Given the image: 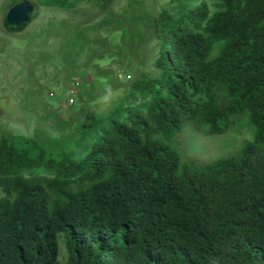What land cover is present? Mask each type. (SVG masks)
I'll use <instances>...</instances> for the list:
<instances>
[{"label":"trees","instance_id":"1","mask_svg":"<svg viewBox=\"0 0 264 264\" xmlns=\"http://www.w3.org/2000/svg\"><path fill=\"white\" fill-rule=\"evenodd\" d=\"M155 27L152 70L68 147L0 136V264H264V0H177ZM188 126L248 139L198 161Z\"/></svg>","mask_w":264,"mask_h":264},{"label":"rangeland","instance_id":"2","mask_svg":"<svg viewBox=\"0 0 264 264\" xmlns=\"http://www.w3.org/2000/svg\"><path fill=\"white\" fill-rule=\"evenodd\" d=\"M61 2L68 7H58ZM200 2L212 6L219 0ZM21 3L34 9L33 23L22 33L8 32L4 19ZM176 5L177 0H0V136L19 146L34 139L54 155L68 147L74 126L107 114L136 76L152 70L159 43L155 19ZM16 93L17 102L6 98ZM247 139L245 130L212 137L188 126L180 149L211 162Z\"/></svg>","mask_w":264,"mask_h":264},{"label":"water","instance_id":"3","mask_svg":"<svg viewBox=\"0 0 264 264\" xmlns=\"http://www.w3.org/2000/svg\"><path fill=\"white\" fill-rule=\"evenodd\" d=\"M34 14V9L27 3L14 6L7 14V23L10 26L19 27L27 24L30 17Z\"/></svg>","mask_w":264,"mask_h":264},{"label":"crops","instance_id":"4","mask_svg":"<svg viewBox=\"0 0 264 264\" xmlns=\"http://www.w3.org/2000/svg\"><path fill=\"white\" fill-rule=\"evenodd\" d=\"M6 98H9V100L14 103V102H17V100H19L20 96L18 95V93H16V94H9V95L6 96ZM52 110L53 111H61L59 107H57V108L50 107L49 111H52Z\"/></svg>","mask_w":264,"mask_h":264},{"label":"built area","instance_id":"5","mask_svg":"<svg viewBox=\"0 0 264 264\" xmlns=\"http://www.w3.org/2000/svg\"><path fill=\"white\" fill-rule=\"evenodd\" d=\"M74 83L77 84V82H75V80H74ZM72 88L70 89V93H69V103H71V104L74 102V98H75V96H74L75 87H74V89H72Z\"/></svg>","mask_w":264,"mask_h":264}]
</instances>
